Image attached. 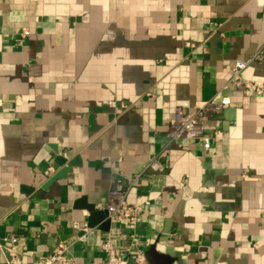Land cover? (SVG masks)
Here are the masks:
<instances>
[{
	"label": "crops",
	"instance_id": "crops-1",
	"mask_svg": "<svg viewBox=\"0 0 264 264\" xmlns=\"http://www.w3.org/2000/svg\"><path fill=\"white\" fill-rule=\"evenodd\" d=\"M263 45L264 0H0V243L17 236L21 264L61 242L76 264L105 261L99 227L76 241L88 214L75 203L102 210L115 177L163 154L164 173L128 193L142 209L133 252L264 264V96L232 89L205 123L224 134L208 150L168 138L176 110L218 100L236 61L264 81V61L250 62ZM58 153L80 165L45 189Z\"/></svg>",
	"mask_w": 264,
	"mask_h": 264
},
{
	"label": "built area",
	"instance_id": "built-area-1",
	"mask_svg": "<svg viewBox=\"0 0 264 264\" xmlns=\"http://www.w3.org/2000/svg\"><path fill=\"white\" fill-rule=\"evenodd\" d=\"M30 36V31L24 29L19 37V43ZM264 61V45L253 55L250 62ZM249 63L236 61L231 69L229 82L218 92L217 98L197 102L194 111L185 112L178 108L175 117L170 125L168 138L171 141L179 139L198 140L205 149H210L213 142H220L224 134L220 130L206 131L205 123L213 116L220 114L231 105V90L247 92L257 97L264 96V81H252L243 77V71ZM163 154L148 163L143 172L131 179L117 176L114 178L108 200L102 210L108 213L110 230L102 243V250L106 253L107 259L103 262L91 264H148L146 255L142 250H136V231L141 222L142 209L140 205L128 202V193L131 188L137 187L147 173L162 174L165 171ZM146 203V205H148ZM126 227L128 232L122 233L120 227ZM74 230L77 235V242H86L90 231L87 224L74 223ZM121 240L128 244L122 245ZM0 251L6 256L7 264H21L20 240L17 236H6L1 240ZM71 244L59 243L53 252L43 255L40 258L41 264H76L69 256Z\"/></svg>",
	"mask_w": 264,
	"mask_h": 264
},
{
	"label": "water",
	"instance_id": "water-1",
	"mask_svg": "<svg viewBox=\"0 0 264 264\" xmlns=\"http://www.w3.org/2000/svg\"><path fill=\"white\" fill-rule=\"evenodd\" d=\"M56 164L61 168V171L54 174L47 183L45 184V189L51 186L58 180L64 179L65 175L71 173L73 168L80 165L79 158L68 161L66 158L62 157L61 153H58ZM75 208L85 211L88 214V227L95 228L99 227L100 230L108 233L110 230V221L108 218V213L106 210H98L95 206L88 204L86 198L80 199L75 203Z\"/></svg>",
	"mask_w": 264,
	"mask_h": 264
}]
</instances>
